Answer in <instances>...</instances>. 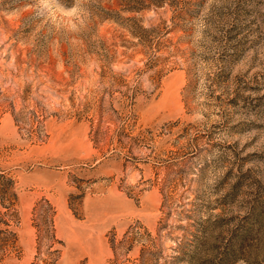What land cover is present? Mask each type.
Here are the masks:
<instances>
[{
	"label": "rangeland",
	"instance_id": "obj_1",
	"mask_svg": "<svg viewBox=\"0 0 264 264\" xmlns=\"http://www.w3.org/2000/svg\"><path fill=\"white\" fill-rule=\"evenodd\" d=\"M0 264H264V0H0Z\"/></svg>",
	"mask_w": 264,
	"mask_h": 264
}]
</instances>
